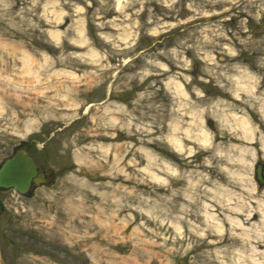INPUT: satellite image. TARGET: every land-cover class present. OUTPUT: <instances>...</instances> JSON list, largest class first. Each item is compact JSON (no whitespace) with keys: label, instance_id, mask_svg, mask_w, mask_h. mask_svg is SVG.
<instances>
[{"label":"rangeland","instance_id":"374dc122","mask_svg":"<svg viewBox=\"0 0 264 264\" xmlns=\"http://www.w3.org/2000/svg\"><path fill=\"white\" fill-rule=\"evenodd\" d=\"M245 69L264 96V0H0V160L27 148L54 171L52 183L17 199L19 212L9 206L0 215L6 264L204 260L210 248L189 238L193 226L205 227L204 198L184 214L160 199L155 176L168 190L173 173L162 166L183 169L187 153L167 139L173 120L194 152L207 148L185 138L196 111L214 139L228 133L220 112L246 113L264 131L247 94L236 99L229 89V76ZM173 81L186 95L175 94ZM187 159L202 162L201 155ZM258 160L264 164L262 151L232 169L261 194ZM214 165L212 178L239 192L221 171L225 158ZM219 218L228 238L230 226ZM238 247L225 241L211 264H252Z\"/></svg>","mask_w":264,"mask_h":264},{"label":"bare ground","instance_id":"6f19581e","mask_svg":"<svg viewBox=\"0 0 264 264\" xmlns=\"http://www.w3.org/2000/svg\"><path fill=\"white\" fill-rule=\"evenodd\" d=\"M120 1L118 0V3ZM52 33L56 34L57 32ZM126 35L129 36L128 33ZM25 62L27 63L28 59H25ZM229 77L231 78L229 89H231L234 97L238 99L241 92L247 94L253 110L257 109L260 119L264 121V96L258 95L260 89L256 77L247 69L239 70L237 74ZM172 83L177 96L186 95L183 84L174 83V81ZM198 112L193 113L190 126L185 132V138L190 141L195 140L207 148L202 149L203 151L194 152L192 146H189L178 134L179 121H171L167 139L176 151L183 154L187 153V155L186 158L182 157L179 161V166L183 169L177 167L178 171H176L166 162V168L164 166L161 168V170L168 169L173 173L169 181L171 187L168 189L171 193L168 195V190L163 187L166 180L159 174L155 176L159 183L156 191L159 192L162 201L170 200V206L181 209L185 212L184 214L188 212L187 209L192 203L195 204L204 198L199 216L201 225H205V227L200 230L199 227L193 226L189 238L193 239V247H206L210 248V251L202 253V257L205 259L195 264H211L213 260L210 255L217 254L219 257L220 250L218 247L227 240L238 242L237 252L241 256L253 257L250 263L259 264L260 261L255 256L261 254L264 259V191L260 194L254 183H249L247 178L242 177L241 173L233 170L232 167L237 163L240 167L246 168L247 165H251L257 159L259 151H262L264 157V131L246 113L239 115L234 112L228 116L220 112L217 115L222 127L228 128V133L223 131L220 134H215V139L218 140L219 138L220 141L214 143L213 134L204 126L202 115ZM118 148H122V146L118 144ZM190 154L192 156L201 155V164H192V159H187ZM147 156L150 160L153 159L150 152L147 153ZM219 157H224L226 163L229 164L226 169L221 168V171H227L228 181L236 179L239 182L238 185L241 188L239 192L235 193V190L226 186L227 182L212 178L213 175L216 176L218 165H214V163L217 164ZM260 163L263 164L262 161ZM35 176L37 178L40 176L38 168ZM104 199L101 198L102 201ZM104 202L106 201L104 200ZM219 214L224 215V219L222 218L221 221L230 226L229 231L232 233L228 238L224 235L228 229L224 228L218 221L220 219ZM103 226L107 227L106 224ZM173 227L178 233L182 232L183 228L179 223H174ZM218 262V264L226 263L220 259ZM231 264H243V262H231Z\"/></svg>","mask_w":264,"mask_h":264},{"label":"water","instance_id":"95a60500","mask_svg":"<svg viewBox=\"0 0 264 264\" xmlns=\"http://www.w3.org/2000/svg\"><path fill=\"white\" fill-rule=\"evenodd\" d=\"M263 164L258 162L255 166V177L259 184H264ZM37 164L25 149H17L12 157L7 159L0 170V184L4 186L13 185L19 192H25L31 185V181L39 183L35 176ZM43 176V173H39ZM0 264H5L0 257Z\"/></svg>","mask_w":264,"mask_h":264},{"label":"flooded vegetation","instance_id":"af4514ba","mask_svg":"<svg viewBox=\"0 0 264 264\" xmlns=\"http://www.w3.org/2000/svg\"><path fill=\"white\" fill-rule=\"evenodd\" d=\"M27 151H29L27 148H25ZM15 150L11 153L8 154L5 158L0 160V167L3 166L4 162L9 159L13 154H14ZM29 153H31L29 151ZM37 162V167H38V173L42 172L43 176H39V182L37 183L35 182V180H32L31 182V186L29 187V189H27L25 191V193H20L16 187H14L13 185L11 186H4L0 184V215L3 214L5 211H7L8 207L11 206L12 208H14L16 210V213L20 211L19 209V204H17V199L18 198H29L31 196H33L34 194H36V190L40 189L42 186H47L48 184L52 183L53 179H54V171L50 168V167H42L38 161ZM21 207H23L21 205ZM13 213V212H12ZM17 220V218H16ZM2 247L0 246V251H1V255H2ZM3 257V255H2ZM4 259V257H3ZM5 260V259H4ZM6 263V261H5Z\"/></svg>","mask_w":264,"mask_h":264}]
</instances>
